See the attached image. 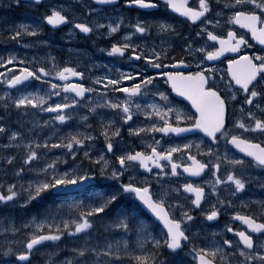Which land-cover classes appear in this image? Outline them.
Wrapping results in <instances>:
<instances>
[{"label":"snow or ice","instance_id":"1","mask_svg":"<svg viewBox=\"0 0 264 264\" xmlns=\"http://www.w3.org/2000/svg\"><path fill=\"white\" fill-rule=\"evenodd\" d=\"M93 5L82 12L95 15L91 22L72 15L71 0H49L35 21L0 27L16 44L37 37L44 22L111 37L126 19L120 12L145 13L134 23L129 18L123 35L100 49L127 59L126 68L91 75V83L70 80L87 70L51 54L43 62L12 49L0 54V66L18 69L0 72V264H32L45 242L51 248L44 264H264V0ZM155 9L178 13L192 29L181 34L167 19H149ZM174 37L181 38L179 55ZM44 112L49 118L37 119ZM98 136L103 143L95 147ZM49 199L51 209L27 215L28 206ZM252 204L258 211H241ZM17 210L25 213L19 220ZM222 214L229 222L208 228ZM97 223L102 231L94 235ZM62 238L75 246L53 260Z\"/></svg>","mask_w":264,"mask_h":264},{"label":"rangeland","instance_id":"2","mask_svg":"<svg viewBox=\"0 0 264 264\" xmlns=\"http://www.w3.org/2000/svg\"><path fill=\"white\" fill-rule=\"evenodd\" d=\"M79 9H81V12L84 11V8L79 7ZM1 11L2 10H0V12ZM75 12H76V17L79 18L81 12L79 10H77V11L75 10L74 13ZM94 19H95V15L88 16V21L91 22ZM119 32L120 31H118V33ZM71 33L76 34L75 32H71ZM71 33L65 32V33H62V35H64V36L68 35L69 36ZM118 33L113 34L111 37L107 36V38H112V37H114V35H117ZM102 38L103 37H101V36H96V39L90 40L89 46L91 48L89 50H86L85 47H79V46H76L74 44H72L70 46H65V47L60 45V44L58 46H55L51 41L57 39L56 35L52 34L50 32V29L46 26V24L44 22L43 31L41 33H39L37 37H31L30 36V42L27 41L22 46L24 47L23 49L26 52H28V54H26V56L29 58V60L32 59L33 57H35L38 62H43L46 58V55L51 54L52 56L57 58V63H63L66 61H68V62L74 61L76 64H80L79 67L89 68V70L86 71L89 76H91V75L100 76V74H101L100 71L99 70L95 71V67H97L101 63V61L94 58V57L100 56L102 53V51L100 50L102 48V46L96 44V41L100 40ZM58 40L60 41V36L58 37ZM41 41H47V44L45 45V44L41 43ZM35 42H38V43L35 44ZM77 43H80V42H77ZM25 44H27V46H25ZM174 44L176 45L177 42L174 41ZM35 45H37V48H35ZM52 45L54 46V48H52ZM4 52L5 51L1 52V54H3ZM60 52L65 53V54L70 53V56L64 60V55L61 54ZM88 53H92V55H91L92 59L89 58ZM118 65H119V62H116L115 67H118V68H116L114 70V74H112V75H115V72L117 69H121V68H119ZM54 98L55 97H53L52 99H54ZM0 114H2V112H0ZM13 115H15V113H13ZM48 118H49V114L46 112L38 113V115H37V119H39V120H46ZM89 119H90V121L91 120L97 121V117L94 115L91 116ZM77 122H78V117H77ZM57 123H59V122H57ZM50 124H51V121H50ZM94 126H95V128H97V131H98L99 129H98V126L96 123H94ZM67 130H68L67 128L62 129V131H67ZM122 134L124 135L125 140L129 139V137L127 136L126 133L122 132ZM102 143H103V137L98 136L95 146L99 147V146H101ZM131 144L133 146V140H131ZM52 151L55 152L57 155L59 154V152L57 150H52ZM68 163H71V158H68ZM85 163H86V161H85ZM63 167H64V165L60 164L61 170H63ZM102 185H106V184H102ZM102 185H99V187H101ZM55 203H60V201H55ZM125 203H126V201L122 202L120 206H124ZM52 205H53V201L51 199L45 200L43 202L36 201L32 205L28 206L27 215L36 216L38 214L45 213L47 210L52 208ZM38 206H40V207H38ZM15 216L17 217V220H19L21 217L25 216V213L17 210L15 212ZM65 218H67V217H65ZM207 223L210 225V227H208L210 229H217L218 230L219 228H221V226H219V224L217 222L216 223L207 222ZM19 238L23 239V236L21 235ZM9 239H11V237H9ZM65 242H68V240H65ZM4 243H5L4 235L0 234V245H3ZM49 245H50V243L49 244H48V242L45 243L44 247L41 248V250L38 252V254L31 257L32 264L37 263L38 255H45L47 253V251L51 248ZM74 246H75V244H73V247ZM66 251H68L67 254H65L64 256L58 255L56 257V259L61 260V259H63V257L68 256L70 254L69 249H67ZM164 255L167 256L168 254L165 252Z\"/></svg>","mask_w":264,"mask_h":264},{"label":"flooded vegetation","instance_id":"3","mask_svg":"<svg viewBox=\"0 0 264 264\" xmlns=\"http://www.w3.org/2000/svg\"><path fill=\"white\" fill-rule=\"evenodd\" d=\"M190 3H191V0H190ZM45 5L46 4H43V5H39V6H35L33 8H39L36 12V15L40 16V8H42L44 11H45ZM94 6V5H93ZM112 12V9L109 8V9H106L105 10V14H109ZM150 12V15H149V19H155V18H161V19H167L169 20L170 22L174 23L175 25H177V31H179L181 34L185 33V32H188L192 29V26L190 24H187L184 22L183 18H180L179 15H175V13L171 10H168V9H155V10H149ZM121 15L125 16L126 19L124 20V22L122 23L121 25V30L120 32L117 34V35H114V37L112 38H107L105 39L106 40V47L110 44L111 40L112 39H116L118 36H121L123 35V31L125 29H128L129 28V18L132 20V22L134 23L135 22V17L136 16H140L141 18H144V15L145 13L141 12V13H137L134 9H125L123 10L122 12H120ZM30 21V20H29ZM28 21V22H29ZM78 34L80 35V38H82L83 36L78 32ZM155 34V33H153ZM93 35H90L89 37H86L85 40H88L92 37ZM30 38V37H29ZM137 35H134L131 39H137ZM22 41L24 40V37L21 38ZM173 40L175 42H177V44H179L181 42V38L180 37H174ZM12 42V41H11ZM250 43V46L255 49L257 47H259L255 41L253 40H250L249 41ZM20 46L21 43L19 44ZM173 50L177 53V55L181 54L180 53V48L179 47H175L173 48ZM28 54V53H27ZM233 55V54H232ZM25 57V55H23ZM98 60L103 61L102 59V56H97V57H94ZM103 58L107 59V60H111V62L109 63V65L111 66H115V63L116 62H119V68L121 69H125L126 66L129 64V61L127 59H120L118 56L117 57H112V56H109L107 53H103ZM229 58H234V56H229ZM27 59H29L27 57ZM22 66H27V61H25V64L22 65ZM39 66V64L37 65ZM71 66H74V67H77V70H86L85 68H79L78 65L74 62L71 63ZM194 67V66H193ZM12 69L11 72H17L18 69H15V68H12L11 66L7 69V71H10ZM6 69L4 72H7ZM110 73L114 74L113 70L109 71ZM103 74H100V76H102ZM70 79H74V78H70ZM83 81L85 82L86 80H84V78H82ZM57 82H60L59 80H57ZM34 84H39L40 82L38 81H34L33 82ZM125 83H128V82H125ZM173 95V94H172ZM54 101L56 100V98L53 99ZM178 102H182L181 103V106L182 107H186V110H191L190 108V105L187 103V102H184V101H181V100H178ZM191 138V137H189ZM139 144L138 141L136 140H133V146H137ZM195 151V150H194ZM175 155V154H174ZM254 175L258 174V173H253ZM256 194L258 195L259 194V189H256ZM241 211H246V212H255V211H258V208H257V205L255 204H252V205H249V207L247 209H241ZM219 219L223 222V224L225 225L226 222H229V217L227 215H224L222 214ZM232 226L233 227H238V226H241L240 223L236 222L234 219L232 220ZM160 228V227H159ZM229 238H232V234L231 233H228L227 234Z\"/></svg>","mask_w":264,"mask_h":264}]
</instances>
